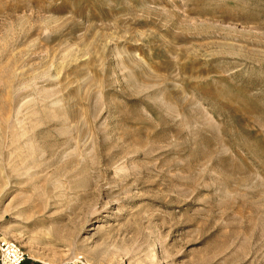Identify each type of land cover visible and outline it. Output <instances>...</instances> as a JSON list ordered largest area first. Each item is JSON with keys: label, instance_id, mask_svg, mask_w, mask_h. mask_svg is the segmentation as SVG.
Masks as SVG:
<instances>
[{"label": "rangeland", "instance_id": "rangeland-1", "mask_svg": "<svg viewBox=\"0 0 264 264\" xmlns=\"http://www.w3.org/2000/svg\"><path fill=\"white\" fill-rule=\"evenodd\" d=\"M1 238L264 264V0H0Z\"/></svg>", "mask_w": 264, "mask_h": 264}, {"label": "built area", "instance_id": "built-area-1", "mask_svg": "<svg viewBox=\"0 0 264 264\" xmlns=\"http://www.w3.org/2000/svg\"><path fill=\"white\" fill-rule=\"evenodd\" d=\"M27 257L24 248L14 240L0 239V264H23ZM81 264H85L80 261Z\"/></svg>", "mask_w": 264, "mask_h": 264}, {"label": "bare ground", "instance_id": "bare-ground-1", "mask_svg": "<svg viewBox=\"0 0 264 264\" xmlns=\"http://www.w3.org/2000/svg\"><path fill=\"white\" fill-rule=\"evenodd\" d=\"M66 225H67V223L60 224V225H59V228L62 229V227H63V230H64V227H65ZM64 231H65V230H64ZM67 236H68V235H67ZM59 241L63 242L64 245H67V244L71 243V241H69V240H68V241H67V240H62L61 237H60Z\"/></svg>", "mask_w": 264, "mask_h": 264}, {"label": "trees", "instance_id": "trees-1", "mask_svg": "<svg viewBox=\"0 0 264 264\" xmlns=\"http://www.w3.org/2000/svg\"><path fill=\"white\" fill-rule=\"evenodd\" d=\"M27 261V262H26ZM23 264H30V261L28 262L27 258L25 259V261L23 262Z\"/></svg>", "mask_w": 264, "mask_h": 264}]
</instances>
